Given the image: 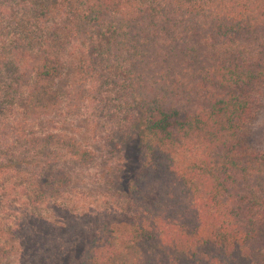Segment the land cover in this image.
Returning a JSON list of instances; mask_svg holds the SVG:
<instances>
[{
	"label": "trees",
	"instance_id": "16d2710c",
	"mask_svg": "<svg viewBox=\"0 0 264 264\" xmlns=\"http://www.w3.org/2000/svg\"><path fill=\"white\" fill-rule=\"evenodd\" d=\"M263 90L264 0H0V264H264Z\"/></svg>",
	"mask_w": 264,
	"mask_h": 264
},
{
	"label": "rangeland",
	"instance_id": "374dc122",
	"mask_svg": "<svg viewBox=\"0 0 264 264\" xmlns=\"http://www.w3.org/2000/svg\"><path fill=\"white\" fill-rule=\"evenodd\" d=\"M254 119L252 120L250 145L254 150L264 152V90L256 95ZM83 122L81 121L80 124ZM88 126V123L84 127ZM83 130V129H82Z\"/></svg>",
	"mask_w": 264,
	"mask_h": 264
}]
</instances>
